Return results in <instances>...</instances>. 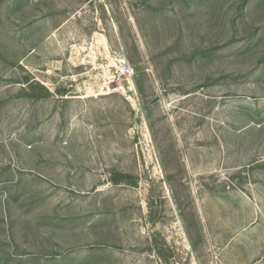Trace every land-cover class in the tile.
Instances as JSON below:
<instances>
[{"label": "rangeland", "instance_id": "374dc122", "mask_svg": "<svg viewBox=\"0 0 264 264\" xmlns=\"http://www.w3.org/2000/svg\"><path fill=\"white\" fill-rule=\"evenodd\" d=\"M0 264H264V0H0Z\"/></svg>", "mask_w": 264, "mask_h": 264}]
</instances>
